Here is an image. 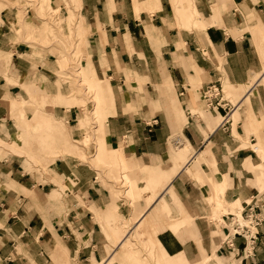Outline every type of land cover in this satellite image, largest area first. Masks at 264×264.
Segmentation results:
<instances>
[{
    "label": "crops",
    "instance_id": "crops-1",
    "mask_svg": "<svg viewBox=\"0 0 264 264\" xmlns=\"http://www.w3.org/2000/svg\"><path fill=\"white\" fill-rule=\"evenodd\" d=\"M78 2L83 73L93 71L109 90L103 158L120 164L130 197L114 195V182L73 154H96L95 136L59 154L46 177L25 171L15 153L0 157V264H119V249L147 233L146 224L156 232V264H264V223L250 255L241 237L223 244L227 213L254 198L262 204L264 195V156L251 148L264 151V0H189L198 15L191 29L178 27L171 0ZM19 9L0 15V52L9 54L0 57L5 143L19 132L13 99L57 95V49L16 41L10 29ZM30 11L26 19L37 25ZM210 84L233 95L244 89L236 115L202 107ZM63 104L44 106L82 142L80 107Z\"/></svg>",
    "mask_w": 264,
    "mask_h": 264
},
{
    "label": "rangeland",
    "instance_id": "rangeland-1",
    "mask_svg": "<svg viewBox=\"0 0 264 264\" xmlns=\"http://www.w3.org/2000/svg\"><path fill=\"white\" fill-rule=\"evenodd\" d=\"M79 0H0L1 11L11 7H19L17 26H11V33L17 35L16 41L27 40L33 41L32 45L41 48L55 47L57 57L53 61L54 73L56 78L57 95L51 98V101L45 96L30 95L29 99H13L11 102V117L15 120L17 130L19 131L6 143L0 140V157L8 153H15L21 156L22 166L25 171L30 173L40 172L45 177L48 166L63 151L76 149L75 145L82 143L88 146L89 141L95 136L98 143L97 153L88 155L86 153H73L81 162H89L96 166L101 174L107 179L114 182L112 192L116 196H128L124 193L128 185L125 180L123 169L120 164L113 160L103 158V140L101 133L103 131L104 114L103 106L108 102L109 90L105 88V83L96 78L94 72L83 73L89 67L88 62L83 65L80 46L87 44L86 31L82 28V19L78 15ZM173 9L176 13L178 27L191 29V23L196 27L198 15L190 5L189 0H171ZM60 5L64 8L60 9ZM31 8L33 16L41 20L37 25L31 24L27 18V11ZM74 14L73 23L68 22V17ZM186 24H182V23ZM182 22V23H181ZM3 23L0 16V25ZM185 25V26H184ZM190 25V26H189ZM9 54L0 52V57H7ZM264 82V80H263ZM62 87L66 89L64 93L70 94V98L60 94ZM224 98L232 104L237 102L244 94V89L238 94L233 95L230 91L224 89ZM78 97V99L76 98ZM66 99V100H65ZM70 99V100H69ZM65 101V103L63 102ZM51 102L53 105H77L80 107L82 114L78 118V127L81 133H85L82 142L73 141L71 133L72 126L65 122L64 118H57L45 110L44 104ZM202 107L204 102L202 99ZM237 112H235V115ZM257 147L256 153L264 156V151L259 145H252L251 148ZM65 147V148H62ZM69 147V148H68ZM72 153V152H71ZM62 155H60L61 157ZM101 175L99 174V178ZM61 185V184H60ZM64 189V187H60ZM264 193V190H262ZM28 195V194H27ZM58 197L57 193L55 195ZM132 196V195H131ZM235 210L230 213H235ZM226 212V211H225ZM229 214V213H227ZM236 214V213H235ZM225 221L228 227V219ZM147 233H141L142 236L128 238L117 252L119 264H156L155 257L158 250L152 246L157 245L155 230L151 225L146 224ZM259 235V234H258ZM135 240L141 248L127 250V247H134L130 244ZM258 240V239H257ZM225 244V243H223ZM245 246V242H244ZM244 250V247H243ZM162 256L167 254L161 250ZM211 259V257H210ZM206 258L203 259L205 263ZM210 261V260H209ZM112 262V260H111Z\"/></svg>",
    "mask_w": 264,
    "mask_h": 264
},
{
    "label": "built area",
    "instance_id": "built-area-1",
    "mask_svg": "<svg viewBox=\"0 0 264 264\" xmlns=\"http://www.w3.org/2000/svg\"><path fill=\"white\" fill-rule=\"evenodd\" d=\"M222 88L210 84L205 87L202 92V99L207 108H222L230 111L233 106L228 105L229 102L223 98ZM227 114V112L225 113ZM225 118V117H224ZM262 204H258L257 198H254L252 202H249L247 208L239 214L229 213L227 214L228 219V232L223 240L227 246H232V240L235 237H241L244 242L243 252L247 255L251 254L254 248L259 234V227L264 223V215L262 212V206L264 205V195L260 198Z\"/></svg>",
    "mask_w": 264,
    "mask_h": 264
},
{
    "label": "bare ground",
    "instance_id": "bare-ground-1",
    "mask_svg": "<svg viewBox=\"0 0 264 264\" xmlns=\"http://www.w3.org/2000/svg\"><path fill=\"white\" fill-rule=\"evenodd\" d=\"M86 72V71H85ZM223 92V91H222ZM243 98H244V95L241 97V99H239L237 102H235V103H231V105L233 106V108H234V110H235V112H236V110H237V108L240 106V104L242 103V100H243ZM222 119V118H221ZM258 149V148H257ZM256 149V150H257ZM125 235V234H124ZM127 235H125V237H126ZM125 237H123V238H125ZM123 238H122V241H123ZM121 241V242H122ZM125 244V243H124Z\"/></svg>",
    "mask_w": 264,
    "mask_h": 264
}]
</instances>
